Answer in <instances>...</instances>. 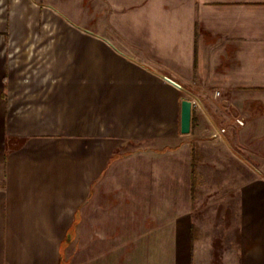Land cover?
Listing matches in <instances>:
<instances>
[{"label": "crops", "instance_id": "obj_1", "mask_svg": "<svg viewBox=\"0 0 264 264\" xmlns=\"http://www.w3.org/2000/svg\"><path fill=\"white\" fill-rule=\"evenodd\" d=\"M0 264H264V0H0Z\"/></svg>", "mask_w": 264, "mask_h": 264}, {"label": "water", "instance_id": "obj_2", "mask_svg": "<svg viewBox=\"0 0 264 264\" xmlns=\"http://www.w3.org/2000/svg\"><path fill=\"white\" fill-rule=\"evenodd\" d=\"M192 115L193 102L186 99L182 102V133L185 135L189 134L191 131Z\"/></svg>", "mask_w": 264, "mask_h": 264}, {"label": "rangeland", "instance_id": "obj_3", "mask_svg": "<svg viewBox=\"0 0 264 264\" xmlns=\"http://www.w3.org/2000/svg\"><path fill=\"white\" fill-rule=\"evenodd\" d=\"M225 129H227V128H225ZM230 130H231V132L230 133L227 132L226 134H228V135H234L235 128L234 127L233 128H230Z\"/></svg>", "mask_w": 264, "mask_h": 264}, {"label": "built area", "instance_id": "obj_4", "mask_svg": "<svg viewBox=\"0 0 264 264\" xmlns=\"http://www.w3.org/2000/svg\"><path fill=\"white\" fill-rule=\"evenodd\" d=\"M193 106H194V107H196V106H198V104H197L196 102H193ZM223 132H225V131H224V130H222V132H221V133H223ZM214 137H218V134H215V135H214Z\"/></svg>", "mask_w": 264, "mask_h": 264}]
</instances>
